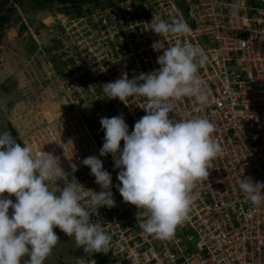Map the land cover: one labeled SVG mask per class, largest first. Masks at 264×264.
<instances>
[{
	"label": "built area",
	"instance_id": "built-area-1",
	"mask_svg": "<svg viewBox=\"0 0 264 264\" xmlns=\"http://www.w3.org/2000/svg\"><path fill=\"white\" fill-rule=\"evenodd\" d=\"M239 11L233 15V9ZM89 23L78 21L52 46L63 67L57 74L60 110L35 126L24 144L58 157L69 179L74 176L88 193L81 203L111 236L109 250L91 252L78 264H264V201L245 199L239 180L264 183V0H111L98 6ZM97 7V8H98ZM181 19L185 34H169L201 48L206 57L199 77L210 96L205 104L192 97L171 101L170 118L199 116L216 125L212 134L223 154L214 161L208 179L197 182L188 219L174 235L160 239L140 227L143 210L123 201L117 185L120 169L111 154L99 155L104 142L101 117L123 114L132 131L145 115L143 98L103 97L102 85L127 72L131 79L159 68L151 30L156 19ZM115 61V62H114ZM123 141H121V148ZM95 155L111 173L115 206L97 209L90 190L99 192L90 168L82 160ZM73 166L76 170L73 171ZM51 187H63V181Z\"/></svg>",
	"mask_w": 264,
	"mask_h": 264
},
{
	"label": "clouds",
	"instance_id": "clouds-1",
	"mask_svg": "<svg viewBox=\"0 0 264 264\" xmlns=\"http://www.w3.org/2000/svg\"><path fill=\"white\" fill-rule=\"evenodd\" d=\"M240 9H233L235 15ZM151 30L162 37L153 43L159 68L128 78L127 72L102 85L103 97L119 98L126 105L129 98L146 100L145 115L129 132L123 114L101 117L104 131L100 156L111 154L114 168L120 169L117 189L123 201L143 210L140 227L160 239L174 235L177 226L188 219L197 182L208 179L215 168L213 161L223 154L213 139L216 125L207 118H170L171 101L192 97L207 103L210 90L199 77L205 62L201 48L177 39L169 44L164 37L185 34L189 26L181 19H156ZM115 62V61H114ZM121 141L123 147L121 148ZM100 191L92 194L97 209L114 207L112 176L99 157L84 158ZM76 168L73 166V171ZM65 172L58 157L34 151L28 144L16 142L9 131L0 133V264H43L60 238L58 227L85 252H107L111 236L81 203L88 193L77 179ZM63 181V187L49 182ZM239 188L253 205L264 201V183L251 177L240 178ZM7 193L8 196L4 194ZM15 196L13 201L9 196ZM11 209V213L9 212Z\"/></svg>",
	"mask_w": 264,
	"mask_h": 264
},
{
	"label": "rangeland",
	"instance_id": "rangeland-1",
	"mask_svg": "<svg viewBox=\"0 0 264 264\" xmlns=\"http://www.w3.org/2000/svg\"><path fill=\"white\" fill-rule=\"evenodd\" d=\"M1 3L0 0V14L8 12L10 21L0 40V133H16L22 142L62 104L57 74L65 63L51 53L52 46L70 33L71 25L78 21L89 23L90 15L100 7L86 9L85 2L78 4L79 10L71 6L66 9L58 3L41 7L34 0ZM10 5L13 12L7 11ZM9 198L15 201L14 195ZM54 232L60 240L43 264H71L79 258L84 260V256L90 258V251L78 247L74 237H68L58 227H54ZM27 259L22 258L21 264Z\"/></svg>",
	"mask_w": 264,
	"mask_h": 264
},
{
	"label": "trees",
	"instance_id": "trees-1",
	"mask_svg": "<svg viewBox=\"0 0 264 264\" xmlns=\"http://www.w3.org/2000/svg\"><path fill=\"white\" fill-rule=\"evenodd\" d=\"M13 1L20 3L21 0H11V2H13ZM34 1L38 4V6H41V7L44 5L52 6V5L58 3V4L63 5L66 9L70 6L75 7V9H78L79 8L78 4H80V2L87 3L86 1H88V0H34ZM1 2H2L1 4L4 5L8 2V0H1ZM110 3H111V0H89V3H87L88 6H86V9H87V7H91V6H94V7L95 6H106V5H109ZM13 10H14V8L12 5H10L7 9V11H9V12H11V11L13 12ZM79 12L80 11H78L77 13H79ZM9 21H10V18H9L8 12H6V13L2 12L0 14V40H1V35L3 33L4 27ZM12 136L14 139H16L17 143H19V144H21V146H23L22 142L20 141L21 140L20 137H18L16 133H12ZM71 264H78V263L72 262Z\"/></svg>",
	"mask_w": 264,
	"mask_h": 264
}]
</instances>
